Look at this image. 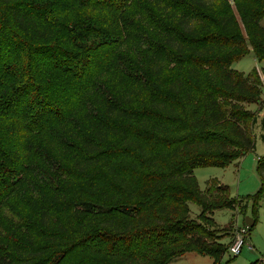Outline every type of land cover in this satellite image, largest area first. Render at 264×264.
I'll return each mask as SVG.
<instances>
[{
  "label": "trees",
  "instance_id": "1",
  "mask_svg": "<svg viewBox=\"0 0 264 264\" xmlns=\"http://www.w3.org/2000/svg\"><path fill=\"white\" fill-rule=\"evenodd\" d=\"M263 21L264 0H0V264H218L213 216L248 202L194 171L256 151L264 85L232 66L264 62Z\"/></svg>",
  "mask_w": 264,
  "mask_h": 264
},
{
  "label": "rangeland",
  "instance_id": "2",
  "mask_svg": "<svg viewBox=\"0 0 264 264\" xmlns=\"http://www.w3.org/2000/svg\"><path fill=\"white\" fill-rule=\"evenodd\" d=\"M262 25L264 26V21ZM232 67L234 70L245 75L253 71L258 72L264 85V62H259L252 52L242 60L235 62ZM262 91L261 103L250 106L251 111L256 114L258 119V125L255 128L256 151L225 168L208 167L194 171L195 178L202 191H205L208 183L213 180L229 187L233 198H239L248 202V208L244 214L239 212V206H234L229 209L218 210L213 216L214 221L220 228L225 230L222 243L227 249L218 264H251L256 261H264V197L259 196L262 189V180L258 173L259 161L264 158V142L259 127L260 121L264 118V88ZM25 191L26 194L23 191L18 195L14 204L11 202V209L6 212L15 213L26 206L30 210L36 207L35 204L28 203L27 196H30L32 191L29 189ZM75 200L77 201L78 197ZM191 210L195 215H198L200 212V208L196 204H191ZM2 220H5V224L10 226L7 219H4V216ZM237 226L238 228L248 227L250 232L247 238V245L243 248L240 255L234 256L229 251V248L234 241L235 228ZM213 263L214 260L210 257L190 253L173 264Z\"/></svg>",
  "mask_w": 264,
  "mask_h": 264
},
{
  "label": "built area",
  "instance_id": "3",
  "mask_svg": "<svg viewBox=\"0 0 264 264\" xmlns=\"http://www.w3.org/2000/svg\"><path fill=\"white\" fill-rule=\"evenodd\" d=\"M250 229L245 228H235V236L229 251L234 255L238 256L241 254L243 248L247 245V238L249 236Z\"/></svg>",
  "mask_w": 264,
  "mask_h": 264
}]
</instances>
